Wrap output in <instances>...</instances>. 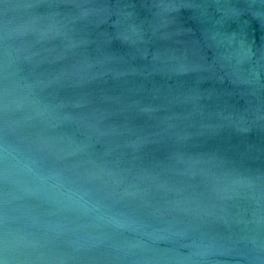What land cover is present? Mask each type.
I'll return each mask as SVG.
<instances>
[{"label": "water", "instance_id": "95a60500", "mask_svg": "<svg viewBox=\"0 0 264 264\" xmlns=\"http://www.w3.org/2000/svg\"><path fill=\"white\" fill-rule=\"evenodd\" d=\"M0 264H264V0H0Z\"/></svg>", "mask_w": 264, "mask_h": 264}]
</instances>
